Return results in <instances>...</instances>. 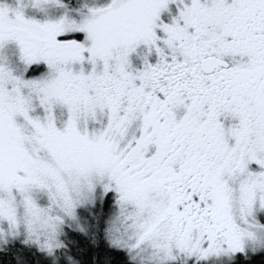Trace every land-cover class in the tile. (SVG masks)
I'll return each mask as SVG.
<instances>
[{
  "label": "snow or ice",
  "instance_id": "snow-or-ice-1",
  "mask_svg": "<svg viewBox=\"0 0 264 264\" xmlns=\"http://www.w3.org/2000/svg\"><path fill=\"white\" fill-rule=\"evenodd\" d=\"M0 264H264V0H0Z\"/></svg>",
  "mask_w": 264,
  "mask_h": 264
}]
</instances>
